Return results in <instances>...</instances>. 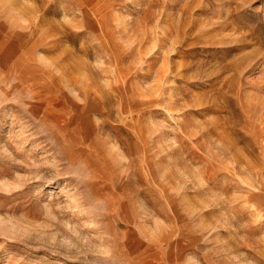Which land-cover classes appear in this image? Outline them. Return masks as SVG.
Wrapping results in <instances>:
<instances>
[{
  "label": "rangeland",
  "instance_id": "rangeland-1",
  "mask_svg": "<svg viewBox=\"0 0 264 264\" xmlns=\"http://www.w3.org/2000/svg\"><path fill=\"white\" fill-rule=\"evenodd\" d=\"M0 264H264V0H0Z\"/></svg>",
  "mask_w": 264,
  "mask_h": 264
}]
</instances>
